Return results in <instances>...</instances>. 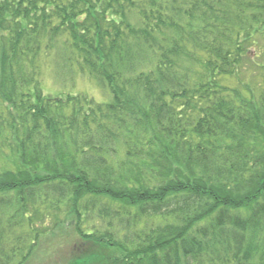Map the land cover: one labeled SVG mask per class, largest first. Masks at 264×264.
<instances>
[{"label":"trees","instance_id":"1","mask_svg":"<svg viewBox=\"0 0 264 264\" xmlns=\"http://www.w3.org/2000/svg\"><path fill=\"white\" fill-rule=\"evenodd\" d=\"M263 48L264 0H0V264H264Z\"/></svg>","mask_w":264,"mask_h":264},{"label":"rangeland","instance_id":"2","mask_svg":"<svg viewBox=\"0 0 264 264\" xmlns=\"http://www.w3.org/2000/svg\"><path fill=\"white\" fill-rule=\"evenodd\" d=\"M261 60L262 61L260 62L264 64V57H261ZM261 67L262 64H258L253 73H263ZM57 71L58 69L56 67H46L43 71L42 80L48 92L57 94L68 91L73 93H83L85 91L89 95L93 96L97 101H104L108 99L106 88L93 77L82 74L80 71H78L76 75L73 74L70 78L67 75H58L56 73ZM57 75L59 76V78H57ZM243 78H246V76H243ZM45 246L47 245H44L43 249L46 250L41 251L31 264H55L56 262H58V257L63 251L62 248H55L52 247V245H49L47 247Z\"/></svg>","mask_w":264,"mask_h":264}]
</instances>
